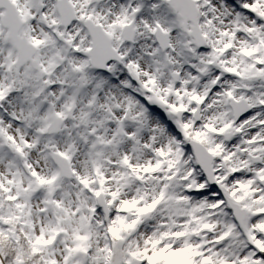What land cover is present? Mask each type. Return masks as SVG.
<instances>
[{
	"label": "snow or ice",
	"instance_id": "obj_1",
	"mask_svg": "<svg viewBox=\"0 0 264 264\" xmlns=\"http://www.w3.org/2000/svg\"><path fill=\"white\" fill-rule=\"evenodd\" d=\"M0 264H264V0H0Z\"/></svg>",
	"mask_w": 264,
	"mask_h": 264
}]
</instances>
